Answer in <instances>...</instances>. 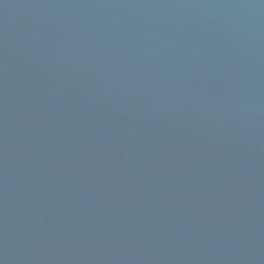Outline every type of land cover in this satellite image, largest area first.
Returning a JSON list of instances; mask_svg holds the SVG:
<instances>
[{"label":"water","instance_id":"water-1","mask_svg":"<svg viewBox=\"0 0 264 264\" xmlns=\"http://www.w3.org/2000/svg\"><path fill=\"white\" fill-rule=\"evenodd\" d=\"M0 264H264V0H0Z\"/></svg>","mask_w":264,"mask_h":264}]
</instances>
